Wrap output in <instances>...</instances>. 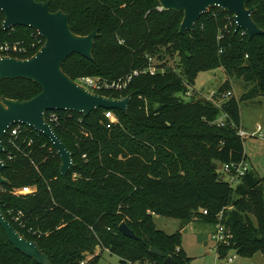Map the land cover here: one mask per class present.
Instances as JSON below:
<instances>
[{
    "label": "trees",
    "instance_id": "trees-1",
    "mask_svg": "<svg viewBox=\"0 0 264 264\" xmlns=\"http://www.w3.org/2000/svg\"><path fill=\"white\" fill-rule=\"evenodd\" d=\"M36 1L67 13L75 34L98 31L93 60L72 54L62 63L70 78L117 80L146 67L147 56L156 59L157 71L134 76L122 91H101L116 98L131 94L126 112L112 110L115 122L102 108L87 116L55 111V120L45 113L72 153L74 165L64 178L42 134L23 127L15 147L4 137L2 175L9 183L0 185V208L5 219L36 241L52 264H82L87 253L92 257L83 264H99L96 247L118 256L119 264H164L168 256L175 264H190L181 231L165 233L154 216L177 218L181 226L215 225L221 213L232 239L229 246L215 247L217 255L260 253L264 260V176L248 170L233 185L223 172L225 164L246 161L237 134L240 103L264 95V32L252 38L235 32L232 13L216 7L200 16L193 31L180 34L182 12L158 9L157 0ZM247 6L255 7L253 20L264 31V0H249ZM35 37L29 27L4 30L0 24V43L30 44ZM43 42L21 58L32 56ZM214 68H222L227 80L212 101L188 96L198 73ZM233 77L241 79L243 92L222 98ZM40 91L26 79L0 80V97L26 100ZM224 114L220 126L216 120ZM23 186L34 189L15 193ZM122 222L140 239L122 234ZM0 264H37L10 244L1 226Z\"/></svg>",
    "mask_w": 264,
    "mask_h": 264
},
{
    "label": "water",
    "instance_id": "water-1",
    "mask_svg": "<svg viewBox=\"0 0 264 264\" xmlns=\"http://www.w3.org/2000/svg\"><path fill=\"white\" fill-rule=\"evenodd\" d=\"M157 1L163 10L182 12L178 30L180 34L193 31L200 16L214 7L233 14L235 32L243 30L249 38L264 32L253 20L255 7L247 6L249 0ZM0 12L3 14L4 30L15 26L29 27L44 39L42 46L28 58L0 56V80L26 79L36 83L41 89L37 95L26 100L0 97V155L4 152L3 139L10 126L24 124L49 140L60 160V176L64 178L74 165L72 153L46 121L45 113L73 111L87 116L99 108L126 112L131 94L116 98L91 92L62 70V63L72 54L93 60L94 40L99 35L97 30L87 35L75 34L70 28L68 14L62 10L51 11L47 1L0 0ZM4 167L0 156V185L9 183L2 175ZM0 226L14 248L37 264H52L36 241L21 236L5 219L1 208ZM118 230L130 238H138L124 222L119 225ZM149 250L162 256L158 249L150 247ZM164 264H175V261L168 256L164 258Z\"/></svg>",
    "mask_w": 264,
    "mask_h": 264
},
{
    "label": "rangeland",
    "instance_id": "rangeland-1",
    "mask_svg": "<svg viewBox=\"0 0 264 264\" xmlns=\"http://www.w3.org/2000/svg\"><path fill=\"white\" fill-rule=\"evenodd\" d=\"M169 59V58H167ZM176 59V57H175ZM167 64H172V60L169 59ZM94 76L96 75H88ZM227 80V75L222 68H214L198 73L195 83L189 88L191 92L196 91L201 95H208L211 91H215ZM230 87L224 91H231L230 96L239 97L243 92L242 81L239 78H229ZM188 98V97H186ZM258 105H252L249 101H243L240 103L241 117L243 119L245 130L247 135L243 137L244 151L250 159L247 162L259 176L264 175V95H261ZM117 119V118H116ZM260 126L261 132L259 135L257 127ZM256 128V130H255ZM218 171H222L221 165L218 166ZM225 180L229 181V177L224 174ZM237 180L233 181L235 185ZM264 192V182L262 185ZM155 226L164 231L167 234H172L178 229L182 233L181 248L185 254L190 258V264H264L261 261L260 253H256L254 258L242 257L235 255L232 262H228V258L234 254L229 252L224 257H219L215 250V242L212 238L215 226L211 223L192 221L184 225H180V221L177 218L170 216L155 215ZM94 254H100L99 264H119V257L110 253L107 249H101L96 247ZM91 254H86L83 261L90 259ZM260 258L261 263L257 260Z\"/></svg>",
    "mask_w": 264,
    "mask_h": 264
},
{
    "label": "built area",
    "instance_id": "built-area-1",
    "mask_svg": "<svg viewBox=\"0 0 264 264\" xmlns=\"http://www.w3.org/2000/svg\"><path fill=\"white\" fill-rule=\"evenodd\" d=\"M158 9H162V8L160 6H158ZM2 23H3V20L0 22L1 28H2ZM230 23L234 25V29H235V21L233 19V14H232V17L230 18ZM38 37L43 39L36 32V37L34 38L33 42L30 44H25L23 41H19V40L18 41H11V42H8V41L1 42L0 43V56H12V57H16V58H21L22 56L28 54L30 52V50L34 49L36 47V45H38L41 42V39H39ZM220 37L221 36H218V39ZM220 52H221V49H220ZM147 60H148L147 61L148 64L146 65V67H144L142 69L132 70L126 76H124L123 78H119L117 80H104V79H101L99 77L80 76L77 79H75V81L78 84L86 87L91 92H97L100 94H101V91H104V90L122 91L123 89H125L127 87L128 83L130 82V80L134 76H137L140 73H149V74L156 73V71H157V66L155 64L156 59L151 57V56H147ZM186 94L188 96L198 94L199 97H205L208 100L212 101L216 92L211 91L208 95H201L194 90H193V92L188 90L186 92ZM230 95H231V91H227L225 94H223L222 98L229 97ZM216 103L217 102H215V104ZM49 112H50V120H55L56 119V116L54 113L55 111H49ZM104 116L110 122L117 121L116 116L112 110H106L104 112ZM225 119H226V114H224V115H222V117L218 118L216 120V123L220 126L224 125ZM23 127H28V126H26L24 124H20V123H16V124H13L10 126V128L8 129L7 134L5 136V137H7V142L10 146H12V147L16 146L15 139L17 138L19 132H21ZM260 129H261L260 126H258L257 127L258 133H259ZM237 134L242 138L247 135L246 132L244 130H242L241 128L237 129ZM248 170H249V166H248L246 161H241V162H237V163H230V164L223 165V172L225 175H227L229 177L230 183H232L235 180H238ZM33 189L34 188H32L30 186H23L22 188L16 190L15 193H30L33 191ZM204 213H206L205 210H204ZM218 216H219L218 217L219 219L216 222V224L214 225L215 230H214L213 235H212V238L215 242V247L229 246L230 241L232 239V234L230 233V231L228 230L226 225L220 221L221 220V213H219ZM18 219H19V215L17 214V216L15 217V220H18ZM233 259H234V256L229 257L228 262H232ZM81 263L83 264L84 261H82Z\"/></svg>",
    "mask_w": 264,
    "mask_h": 264
},
{
    "label": "crops",
    "instance_id": "crops-1",
    "mask_svg": "<svg viewBox=\"0 0 264 264\" xmlns=\"http://www.w3.org/2000/svg\"><path fill=\"white\" fill-rule=\"evenodd\" d=\"M260 96H258L257 98H255V99H252V100H249V103H251L252 105H258L259 104V102H260V100L258 99ZM240 128L242 129V130H244L246 133H247V131L245 130V127H244V123H243V119H242V117H241V108H240ZM255 130H256V128H255ZM261 130V129H260ZM261 132V131H260ZM260 133H258V135H259ZM246 154V153H245ZM249 158H248V156H247V154H246V162H249ZM249 170H252L251 169V167H249ZM252 171H254V170H252ZM255 172V171H254ZM256 173V172H255ZM256 175H258L257 173H256ZM259 176V175H258ZM264 176V175H263ZM260 177H262V176H260ZM234 254V253H233ZM255 255L256 254H254L252 257H250V258H254L255 257ZM234 256V258H235V254L233 255ZM260 258H261V261H263L264 262V260H263V257H262V255L260 254V256H259ZM260 258H258L259 260H257L259 263H261V261H260Z\"/></svg>",
    "mask_w": 264,
    "mask_h": 264
}]
</instances>
